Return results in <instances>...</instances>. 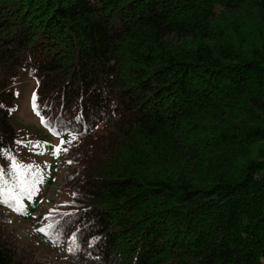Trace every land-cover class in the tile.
<instances>
[{"label": "trees", "instance_id": "obj_1", "mask_svg": "<svg viewBox=\"0 0 264 264\" xmlns=\"http://www.w3.org/2000/svg\"><path fill=\"white\" fill-rule=\"evenodd\" d=\"M20 76L42 131L78 137L46 220L57 251L76 237L65 264H264V0H0L5 173ZM51 185L0 211L37 221ZM14 240L0 228V264H51Z\"/></svg>", "mask_w": 264, "mask_h": 264}, {"label": "rangeland", "instance_id": "obj_2", "mask_svg": "<svg viewBox=\"0 0 264 264\" xmlns=\"http://www.w3.org/2000/svg\"><path fill=\"white\" fill-rule=\"evenodd\" d=\"M16 96L15 111L11 114V119L19 134L17 151L11 160L19 162L22 165H37L45 176V181L52 182V185L45 189L42 200L37 208V221L30 222L14 216L12 213L0 211V228L4 233L14 237V244L25 255H33L34 258L49 259L51 264H65L66 254L69 252V239L64 246H60L61 252L46 239L42 233L35 229L46 226V216H49L50 210L62 207L66 208L71 202V190L65 185V179L68 172L73 170L63 159V150L59 158L51 155L55 147H66L61 145V140L46 134L42 131L38 115L32 108L33 93L36 94V83L28 77L20 76L13 84ZM19 93V95H16ZM39 143L40 148L33 147ZM44 152V154H36ZM48 242H47V241ZM65 248V249H64ZM30 253V254H29Z\"/></svg>", "mask_w": 264, "mask_h": 264}, {"label": "snow or ice", "instance_id": "obj_3", "mask_svg": "<svg viewBox=\"0 0 264 264\" xmlns=\"http://www.w3.org/2000/svg\"><path fill=\"white\" fill-rule=\"evenodd\" d=\"M19 95V93H16ZM36 94L33 93L32 97V108L33 111L39 115L38 105L36 104ZM16 109H9V114L15 111ZM79 119V118H78ZM42 123H46L42 120ZM46 126L50 131L53 132L56 136H63V131H55V125L50 122L46 123ZM68 139L67 141L61 139V145L67 143L71 146L72 142L77 140V135L73 132H67ZM17 143H20L17 141ZM33 147L40 148L41 145L36 143ZM68 152V148L55 147L51 155L54 158H59L61 151ZM36 154H44V152H37ZM68 164H72V160L67 161ZM7 177V178H6ZM45 181V176L42 170L37 165H22L19 162L12 159L10 161V168L7 173H5L3 167H0V206H5L11 211L15 212L17 215L26 216L29 213L27 212L25 200L32 201L33 197L39 192V185L43 184ZM56 210H50L49 216H46L45 219H51L52 215L55 214ZM62 216L71 215L70 213H61ZM35 231L42 233L47 237L53 246H58L59 244V229L55 227L54 224L49 223L46 227H40L35 229ZM68 251L70 254H75L78 251V246H76V237L73 235L71 238Z\"/></svg>", "mask_w": 264, "mask_h": 264}, {"label": "built area", "instance_id": "obj_4", "mask_svg": "<svg viewBox=\"0 0 264 264\" xmlns=\"http://www.w3.org/2000/svg\"><path fill=\"white\" fill-rule=\"evenodd\" d=\"M65 249V248H64Z\"/></svg>", "mask_w": 264, "mask_h": 264}]
</instances>
